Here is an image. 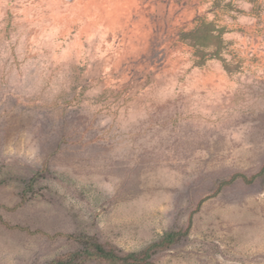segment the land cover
I'll return each mask as SVG.
<instances>
[{
  "label": "rangeland",
  "instance_id": "1",
  "mask_svg": "<svg viewBox=\"0 0 264 264\" xmlns=\"http://www.w3.org/2000/svg\"><path fill=\"white\" fill-rule=\"evenodd\" d=\"M189 225L153 264H264V0H0V264Z\"/></svg>",
  "mask_w": 264,
  "mask_h": 264
},
{
  "label": "trees",
  "instance_id": "2",
  "mask_svg": "<svg viewBox=\"0 0 264 264\" xmlns=\"http://www.w3.org/2000/svg\"><path fill=\"white\" fill-rule=\"evenodd\" d=\"M204 28H201L202 32L194 35V31L184 32L185 36L194 40H197V45L202 47H207L220 39V35L214 33L216 28H210L207 24H204ZM200 48V49H201ZM217 54V53H216ZM37 177V174L34 176V179ZM242 178L244 181H251L253 177H247L243 174H236L230 180L223 182L220 187L234 181L237 178ZM191 224V218H190ZM12 228H19L23 230H28L20 225H12ZM190 225L184 230H176L167 232L162 238L151 243L146 249L142 252H125L120 253L115 248L109 247L104 243L100 242L94 236L86 234H64V233H55L51 237L57 236H67L69 238L76 239L83 244V248L80 251L71 253L65 259H56L52 260L46 264H76L78 259H97L103 260L112 264H153L151 257L153 253L159 249L168 247L179 240L181 237L185 236L189 232ZM32 233H39L40 230H33Z\"/></svg>",
  "mask_w": 264,
  "mask_h": 264
}]
</instances>
